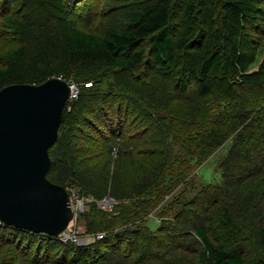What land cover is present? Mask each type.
Masks as SVG:
<instances>
[{"label": "rangeland", "instance_id": "obj_1", "mask_svg": "<svg viewBox=\"0 0 264 264\" xmlns=\"http://www.w3.org/2000/svg\"><path fill=\"white\" fill-rule=\"evenodd\" d=\"M156 1L0 0V68L4 66L8 52L18 46L12 30L3 22L8 15L38 28L53 26L55 32L72 27L102 37L112 28L128 30L133 13L141 12ZM171 1L172 38L187 40L188 47L175 49L173 60L151 69L152 55L149 43L145 42L142 45L145 60L138 69L95 68L88 76L101 78V82L94 85L92 90L95 91L87 94L98 92L101 98L94 103L78 102L76 109L80 114L67 116L64 122L61 145L70 147L76 174L83 183V192L78 187L66 188L74 204L83 203V208L77 210V219L68 229L80 240L79 253H74L73 246L66 248L54 241L48 246L38 235L11 233L10 229L8 232L0 228V235L4 237L0 239V264H209L203 260L205 248L195 236L193 226L200 225L208 226V236L215 245L236 246L247 262L264 264V247L253 235V230L254 234L258 231L253 222L238 220V227L231 229L222 220L224 210L231 208L237 213L240 208H248L247 203H254V191L260 183L258 177H251L241 170L235 178H228V182L223 180L220 167L228 157L235 136L231 134L224 141L214 142L210 134L211 122L196 124L191 118L187 119L188 115L197 118L198 110L184 101L175 100L188 87L191 91L196 88L190 65L208 38L209 23L204 20V14H209L210 25L217 28L220 1L214 0L215 5L210 8L194 3L197 14L191 19L183 14L189 0ZM250 1L257 8L245 30L247 53L252 60L247 72L252 74L260 70L264 61V0ZM221 72L219 69L217 74ZM72 80L78 85L87 83L84 79ZM215 80L219 81L215 75L210 76L213 84ZM124 82L138 91L121 90ZM86 91L83 89L82 94ZM119 92L125 95L116 96ZM260 92L256 96L263 101L264 91ZM130 93L145 101V109L142 108L145 111L135 109ZM149 101L167 105L166 113L174 115H169L164 132V137H168L165 147L169 154L165 148L164 152L171 162L162 168V177L147 185L151 179L147 180L149 172L145 168L150 167L151 161L143 156L162 148L143 118L144 113L151 112L146 109ZM114 104L123 105L121 115L115 112L117 106ZM111 105L115 107L114 111ZM101 106L112 112V117L120 116L117 119L126 122L120 139L108 130L110 115L98 113ZM145 133H150L151 141H140ZM128 135L136 136L128 140ZM114 149H124L127 153L116 158L111 154ZM58 154L59 148L55 152V161L61 159ZM159 160L152 161L162 164L163 157ZM60 169L58 163L48 175V179L59 186L66 180ZM88 187L102 198L89 196ZM210 188L215 190L211 199H199ZM109 199L113 204L111 209H102L104 200Z\"/></svg>", "mask_w": 264, "mask_h": 264}, {"label": "trees", "instance_id": "obj_2", "mask_svg": "<svg viewBox=\"0 0 264 264\" xmlns=\"http://www.w3.org/2000/svg\"><path fill=\"white\" fill-rule=\"evenodd\" d=\"M219 1L221 8L217 14L218 26L213 29L210 25L211 17L209 14H204V20L209 23L206 30L208 38L205 39V46L197 50L194 63L190 65L194 71L192 81L196 88L191 91L188 87L175 100L184 101L192 105L193 109L198 110L197 118L188 115L187 119L191 118L192 122L196 124L211 122L210 134L214 142L224 141L231 134L235 136L228 157L220 167L223 180L228 182V178H235L236 174L244 170L251 177H258L257 180L260 183L258 189L254 191L255 201L253 204L247 203L248 208H240L237 213L231 208L224 210L222 220L224 225H228L231 229L238 227V220L244 221L243 223L250 220L253 222L254 228H258L256 234L253 230V235H256L257 241L264 247V99L260 101L256 96L257 93L261 94L260 91H264V61L259 71L252 74L247 72L252 60L247 53L246 39L248 35L245 31L248 19L254 17L257 8L250 0ZM194 3L207 8L215 5L214 0H189L183 10L184 16L195 18L197 12L194 11ZM172 6L171 0H157L141 12L133 13L128 30L120 31L112 28L110 33L102 37L72 27L62 28L59 32H55L53 26L43 25L39 29L34 24L27 25L11 15L3 18L5 26L10 28L15 35L18 46L8 52L5 64L0 68V91L15 84L41 85L52 78H62L66 82L74 81L72 79H84L85 82L93 83L91 88L84 89L87 91L71 105L70 111L65 110L59 140L50 150L51 170L58 163L60 164V172H63L66 178L61 186L65 189L68 187L81 189L83 183L79 181L76 174L77 169L68 150L70 147L61 145L64 122L67 116L80 114L76 109L80 102L84 104L88 100L90 102L87 103H94L93 101L101 98L98 92L87 94L89 91H95L92 88L97 82H101V78L88 75L92 74L93 70L99 66L123 71L138 69L145 60V49L142 47L145 42L150 46L151 69L173 60L174 50H184L188 47V41L185 39L173 40L172 38ZM219 69H222V72L218 75ZM212 75H215V78L219 80H215V84L210 81ZM122 85L124 86L121 90L128 93L138 91L130 83L124 82ZM171 93L173 94V91ZM103 95L105 97V94ZM115 95L123 96L125 94L119 92ZM131 95L135 109L143 111L145 101L139 96L135 98L133 94ZM223 105L225 108H222ZM114 106H117L115 112L121 115L123 105L114 104ZM114 106L110 107L113 111L115 110ZM146 106V109L151 112L144 113L143 118L147 121L149 130L154 133L153 137H156L157 142H161L162 146L161 150L147 152V156H143L151 161V163L149 162L150 167L145 168L149 172L147 180L151 179L147 183L148 185L154 179L162 177V168L171 162L170 156L165 154V152L169 154V151L165 147L168 137H164V132L167 120L170 118L169 115L174 114H167L168 106L163 103L149 101ZM99 112L103 116L106 113L108 116L110 115L108 130L113 132L111 135H117L118 139L123 137L126 122L124 124L122 120H118L117 118L120 116L112 117V112L105 110L104 106L99 107ZM145 134L144 136L139 135L142 136L140 141L143 142L145 139L151 141L150 133ZM136 135H128V140ZM58 148L60 154L57 157L60 156L61 159L55 161V152ZM125 153L127 151L124 149L120 151L114 149L111 152L112 156L116 158H120ZM161 157H163L162 164L152 161L154 159L159 162ZM241 179L246 180L245 177ZM66 184L70 185L66 186ZM214 191L211 188L207 189L199 199L210 200ZM80 192H83L82 189ZM87 194L94 195H91L94 198L101 197L89 187ZM193 227L195 236L205 248L202 258L204 261H209V264H262L247 262L236 246L212 243L208 236V226ZM0 228L4 231L10 229L11 233L26 232L33 236L38 235L40 241L46 242L48 246L53 244V241L66 248L73 246L74 253H79L78 245L63 244L55 237L17 230L4 226L1 222ZM3 238L0 235V239Z\"/></svg>", "mask_w": 264, "mask_h": 264}, {"label": "water", "instance_id": "obj_3", "mask_svg": "<svg viewBox=\"0 0 264 264\" xmlns=\"http://www.w3.org/2000/svg\"><path fill=\"white\" fill-rule=\"evenodd\" d=\"M66 81L15 84L0 91V222L59 237L74 220L68 191L48 179L69 102Z\"/></svg>", "mask_w": 264, "mask_h": 264}, {"label": "built area", "instance_id": "obj_4", "mask_svg": "<svg viewBox=\"0 0 264 264\" xmlns=\"http://www.w3.org/2000/svg\"><path fill=\"white\" fill-rule=\"evenodd\" d=\"M62 79V78H61ZM68 84V87H69V90H70V98H69V102L67 104V107H66V110H70L71 109V105L74 103V102H77L80 97H81V94H82V90L83 89H88V88H91L93 83H84L82 85H78L76 83H74V81H70V82H67ZM112 200L109 199V200H104V203L102 204V209H111L112 207ZM71 206H72V211L74 213V219L76 220L77 219V215H78V208H83V203L81 204H74L72 199H71ZM69 229V227H68ZM66 230L65 232H63L58 238V240L63 243V244H76V245H79L81 244L80 243V240L78 239V236L77 235H72L71 234V230Z\"/></svg>", "mask_w": 264, "mask_h": 264}]
</instances>
